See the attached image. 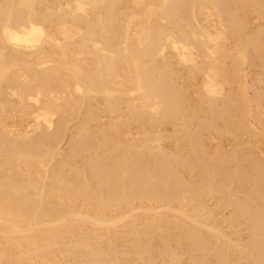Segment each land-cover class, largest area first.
<instances>
[{
    "label": "bare ground",
    "instance_id": "bare-ground-1",
    "mask_svg": "<svg viewBox=\"0 0 264 264\" xmlns=\"http://www.w3.org/2000/svg\"><path fill=\"white\" fill-rule=\"evenodd\" d=\"M0 264H264V0H0Z\"/></svg>",
    "mask_w": 264,
    "mask_h": 264
},
{
    "label": "rangeland",
    "instance_id": "rangeland-1",
    "mask_svg": "<svg viewBox=\"0 0 264 264\" xmlns=\"http://www.w3.org/2000/svg\"><path fill=\"white\" fill-rule=\"evenodd\" d=\"M69 140H70V136H68L67 138H65V140L61 143L62 151H64L65 154L67 152H69V148H70ZM247 145L248 144H245V147H247ZM243 147H244V145H243Z\"/></svg>",
    "mask_w": 264,
    "mask_h": 264
}]
</instances>
